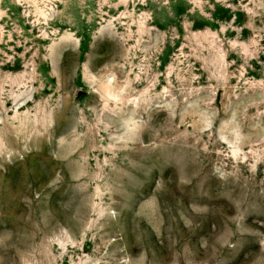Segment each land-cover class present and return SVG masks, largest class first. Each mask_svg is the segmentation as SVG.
<instances>
[{
    "label": "rangeland",
    "instance_id": "obj_1",
    "mask_svg": "<svg viewBox=\"0 0 264 264\" xmlns=\"http://www.w3.org/2000/svg\"><path fill=\"white\" fill-rule=\"evenodd\" d=\"M0 264H264V0H0Z\"/></svg>",
    "mask_w": 264,
    "mask_h": 264
}]
</instances>
